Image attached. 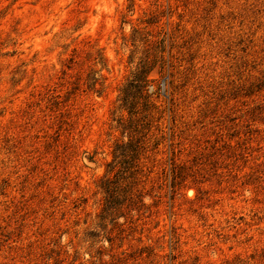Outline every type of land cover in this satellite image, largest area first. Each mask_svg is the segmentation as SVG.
Returning <instances> with one entry per match:
<instances>
[{
    "label": "rangeland",
    "instance_id": "rangeland-1",
    "mask_svg": "<svg viewBox=\"0 0 264 264\" xmlns=\"http://www.w3.org/2000/svg\"><path fill=\"white\" fill-rule=\"evenodd\" d=\"M0 264H264V0H0Z\"/></svg>",
    "mask_w": 264,
    "mask_h": 264
},
{
    "label": "trees",
    "instance_id": "trees-1",
    "mask_svg": "<svg viewBox=\"0 0 264 264\" xmlns=\"http://www.w3.org/2000/svg\"><path fill=\"white\" fill-rule=\"evenodd\" d=\"M102 189L106 194V201L104 211L108 210L109 208L113 207L116 201V188L112 185V181L106 179L102 184Z\"/></svg>",
    "mask_w": 264,
    "mask_h": 264
}]
</instances>
